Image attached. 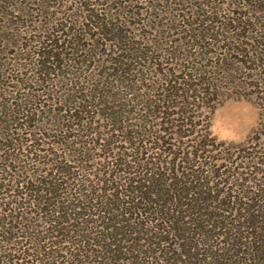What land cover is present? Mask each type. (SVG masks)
<instances>
[{
    "label": "trees",
    "instance_id": "obj_1",
    "mask_svg": "<svg viewBox=\"0 0 264 264\" xmlns=\"http://www.w3.org/2000/svg\"><path fill=\"white\" fill-rule=\"evenodd\" d=\"M0 264H264V0H0Z\"/></svg>",
    "mask_w": 264,
    "mask_h": 264
},
{
    "label": "rangeland",
    "instance_id": "obj_2",
    "mask_svg": "<svg viewBox=\"0 0 264 264\" xmlns=\"http://www.w3.org/2000/svg\"><path fill=\"white\" fill-rule=\"evenodd\" d=\"M228 94L210 114V131L220 150L230 144L241 149L262 131L257 102L233 90Z\"/></svg>",
    "mask_w": 264,
    "mask_h": 264
}]
</instances>
